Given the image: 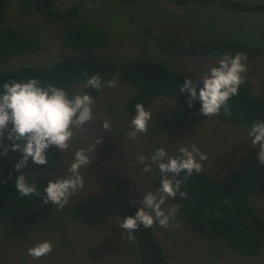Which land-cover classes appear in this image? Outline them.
I'll list each match as a JSON object with an SVG mask.
<instances>
[{"label": "rangeland", "instance_id": "374dc122", "mask_svg": "<svg viewBox=\"0 0 264 264\" xmlns=\"http://www.w3.org/2000/svg\"><path fill=\"white\" fill-rule=\"evenodd\" d=\"M230 1L264 3V0ZM54 5L60 10L76 6L79 17L75 22L104 30L108 37L106 47L91 54L75 53L62 44L60 26L44 22L34 11L23 14L17 3L12 2L2 16L4 23L22 34L33 35L41 47L1 63L0 70L25 64L46 66L60 57L91 55L115 60L145 58L202 77L221 57L192 55L186 47L191 37L218 36L264 48V13L261 11L233 12L217 2L207 6H195L192 2L178 6L157 0H56ZM157 34L172 36L175 44L161 43L156 39ZM245 63L247 72L243 75L251 84L250 92L264 98V51ZM109 80L104 81L103 89L93 99L92 121L84 126L83 132L76 131L67 151L59 150V166L48 176V181L67 176L74 152L87 148L102 136V143L89 153L92 162L80 169L84 177L83 189L73 194L61 210L43 200L30 206L31 210L47 214L37 224L28 223L25 214L0 217V264H139L138 246L135 241L123 237L118 226L122 222L120 219L108 216L98 226H86L72 220L68 208L88 194L105 191V178L109 174L119 180L139 208L138 201L143 199L145 192L160 188L157 165L151 163V154L159 147H164L168 155L177 156L182 144L189 148L195 144L208 157L201 161L202 172L219 178L245 167L251 155L259 151V146L251 144V137L242 126L223 124L216 116L205 117L199 110L180 124H174L177 104L163 98L155 99L146 108L152 111L147 134L128 139L126 134L131 130L135 114L125 111L124 102L134 88L117 79L116 87L108 88ZM81 91L85 92V82L73 85L67 93L72 96ZM105 119L112 124L111 132L102 128ZM8 145L4 136L0 145V170L30 175L32 171L27 165L21 170L15 168L22 157L21 152L9 149L7 155L4 154V147ZM138 155L148 158L146 164L151 165L150 172L143 171L145 164L137 160ZM250 201L264 222V195H253ZM171 206L169 197L162 208L168 210ZM152 228L169 264H264V241L257 255L242 256L221 239L198 235L184 223L179 211L170 220L168 228L161 227L158 222ZM45 240L53 244L50 254L38 259L28 254L30 247Z\"/></svg>", "mask_w": 264, "mask_h": 264}, {"label": "trees", "instance_id": "16d2710c", "mask_svg": "<svg viewBox=\"0 0 264 264\" xmlns=\"http://www.w3.org/2000/svg\"><path fill=\"white\" fill-rule=\"evenodd\" d=\"M167 1L178 6L192 2L195 6H207L219 3L229 11H254L264 13V3H241L230 0H157ZM16 2L23 14L34 11L44 22L61 27L62 44L75 53L91 54L93 51L106 47L107 33L97 27L76 23L79 10L70 6L65 10L55 7L56 0H0V64L16 55L35 52L40 44L33 35H25L11 25L5 24L2 18L10 3ZM148 32V29H147ZM156 39L166 45L175 44L169 35H156ZM186 47L192 55L218 56L225 54L235 56L238 52L246 53L247 59L259 56L264 48L235 40H224L218 36L202 39L191 37ZM111 58V59H110ZM87 73V75H85ZM99 74L104 83L112 78L130 84L134 90L124 102V109L129 114H135V105L142 102L145 108L157 98L171 99L176 102L177 110L173 123L178 125L189 115L201 107L199 100H193L189 105L190 93H181L180 87L185 78L196 80L200 77L189 75L169 66L145 58L122 57L115 60L112 57H94L91 55H71L60 57L56 62L46 66L25 64L15 68L0 70V92H3L5 82L11 80L27 81L38 79L43 86L49 83L66 91L73 85L85 82L94 74ZM251 84L245 80L239 88V94L231 97L228 107L231 116L225 115L223 108L217 120L223 124L242 126L248 134L255 121H264V98L251 92ZM101 90L85 87V92L93 99ZM11 127V125H9ZM5 138L11 145L14 141ZM23 143V141H15ZM257 152L250 157L248 164L234 170L225 178L215 177L206 172L193 173L183 181L185 173L177 179L183 181L180 191L186 192L181 197L179 192L171 198L172 205L179 206V214L184 223L198 235L209 239H221L229 248L245 257L259 253L264 241V222L255 211L250 201L253 195H264V164L258 161ZM61 161V153L56 148H50L48 163L40 166L29 159L27 167L32 171L27 176L29 183H35L40 196L21 197L16 191L14 180L18 176L8 169L0 170V217H15L25 214L26 221L31 225L41 222L47 217L44 211L31 210L30 206L43 200V189L47 186L48 176L54 173ZM156 173L160 180L162 175L158 165ZM106 190L100 193L88 194L76 200L67 210L72 220L86 225L98 226L108 216L123 221L127 216H134L139 209L125 192L122 184L112 174L105 178ZM133 235L138 246L137 258L139 264H169L164 250L153 228L141 225Z\"/></svg>", "mask_w": 264, "mask_h": 264}, {"label": "clouds", "instance_id": "9594fccd", "mask_svg": "<svg viewBox=\"0 0 264 264\" xmlns=\"http://www.w3.org/2000/svg\"><path fill=\"white\" fill-rule=\"evenodd\" d=\"M246 60L247 55L243 52H238L235 56L225 54L202 77L196 80L186 77L180 91L190 93V106L193 100L201 102L199 113L203 116H218L223 108L225 115L230 117L228 101L239 94L240 86L245 83L246 77L243 74L247 72ZM116 83L115 79L109 80L107 87L115 88ZM85 87L102 90L104 84L101 76L98 73L92 75L87 79ZM93 104V97L87 92L81 91L69 96L65 89L51 83L45 87L36 78L5 82L3 92H0V145L3 144L6 130L7 138L14 143L4 147V154L7 155L9 149L22 153L21 159L15 165L17 170L23 169L29 159L40 166L46 165L50 148L67 151L76 131L83 132L84 126L92 121ZM151 120L152 111L147 110L142 102L137 103L127 138L136 139L139 134H147ZM102 128L111 132V122L105 119ZM248 135L251 137V144L259 146L258 161L264 164V121L253 122ZM102 140V136L97 137L87 148L74 152L67 170L68 175L49 180L43 189V203H50L56 206L57 210H61L69 203L73 194L83 189L84 177L80 169L90 165L92 160L89 153L95 151ZM207 158L195 144L191 148L182 144L177 156L168 155L164 147L157 148L151 154V163L158 165L162 174L160 188L155 192H145L143 199L138 201L141 206L135 215L125 217L119 223L123 237L134 242L136 237L133 233L141 225L147 229L158 222L161 227L168 228L170 220L179 211V206L172 205L170 209L165 210L162 205L169 197L175 198L178 192L182 198L187 196L186 192L180 191L181 183L187 181L194 172L200 173L203 170L201 161ZM147 159L144 155L137 156V160L145 164L144 172L151 171V165L146 164ZM181 173H185L183 181L177 179ZM14 184L21 197L41 194L34 182H28L25 174L18 175ZM52 250V242L45 240L30 247L28 254L38 259L50 254Z\"/></svg>", "mask_w": 264, "mask_h": 264}]
</instances>
